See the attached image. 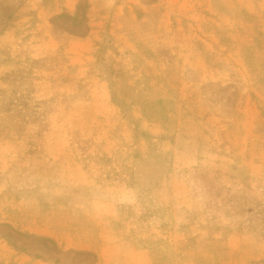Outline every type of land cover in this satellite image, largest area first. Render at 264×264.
Wrapping results in <instances>:
<instances>
[{"label": "rangeland", "instance_id": "1", "mask_svg": "<svg viewBox=\"0 0 264 264\" xmlns=\"http://www.w3.org/2000/svg\"><path fill=\"white\" fill-rule=\"evenodd\" d=\"M86 38L87 63L73 43ZM86 71L110 88L106 142L92 114L73 104L92 81L71 75ZM243 107L256 109L264 147V0H0V264L97 262L95 252L11 222H52L65 202L88 199L86 190L69 192L73 152L117 153L79 164L129 173L133 155L150 149V130L224 145L228 125L245 120ZM165 116V134L143 120ZM185 177L174 223L138 225L148 263L123 250L127 264H264V185L246 167L234 183L220 168ZM245 231L253 242L235 250L229 236Z\"/></svg>", "mask_w": 264, "mask_h": 264}, {"label": "crops", "instance_id": "2", "mask_svg": "<svg viewBox=\"0 0 264 264\" xmlns=\"http://www.w3.org/2000/svg\"><path fill=\"white\" fill-rule=\"evenodd\" d=\"M63 10H69L67 4L66 9L57 10L55 13ZM121 14H124L123 10L121 13L118 11V15ZM73 43L84 48V51L81 49L76 51L77 54L82 55L74 57L79 62H85L84 58L87 57L85 45L89 43V39L77 40ZM71 76L77 83L84 79L92 81L88 84L87 90L79 94L78 101L73 104L85 107V110L92 114L102 128L101 132L104 134L102 142H106L109 130L114 126V118L111 119L105 110L106 107H115L110 103L111 93L107 79L101 77L96 80L94 74L87 71ZM99 91L104 92L100 97L97 95ZM168 94L172 101L176 92L173 93L171 90ZM165 97L164 102L168 100L167 95ZM133 107L134 111L137 110L136 107L140 110L139 106ZM168 109L169 106L164 105V111ZM255 110L254 107L240 109L244 113L245 120L234 121L228 125V137L224 145L215 142L200 143L195 138L186 136L162 137L158 135L161 131L157 133L150 130V134L155 136L152 139L150 137V149L146 154L133 155V166L129 173H125L119 167H115V170L109 167L102 169L99 174L98 169H84L79 164L83 158L94 162L99 158L96 154L116 159L117 153H97L90 150L83 157L73 152L69 155V192L75 194L82 189L86 190L90 193L88 199L65 202L64 215L52 222L39 219L31 222H24L27 219L11 222L37 234L50 236L70 248L95 252L98 255L95 264H127L123 250H128L133 256H143L146 260L144 263H148L151 249L138 238L141 232L138 225L174 223L173 195L176 192L177 182H183L184 177H188L190 172L213 171L215 168H220L221 178H230L234 183V177L246 167L252 183L264 185V147L258 148L260 136L254 130L253 111ZM167 118L168 116L149 117L143 120L158 126L165 134L166 130L162 126L166 125ZM98 142L97 138L94 139L92 148H96ZM182 171L185 175L180 173ZM102 176L104 179L101 178ZM83 179L86 180L85 186L80 183ZM67 205L70 208L68 210ZM25 223L35 226L30 228L25 226ZM150 229L152 232L157 231L155 228ZM253 240V235L249 231L232 234L228 238L230 246L236 248L235 250L246 247L243 243L250 245ZM14 253L16 251L10 250L9 255Z\"/></svg>", "mask_w": 264, "mask_h": 264}]
</instances>
